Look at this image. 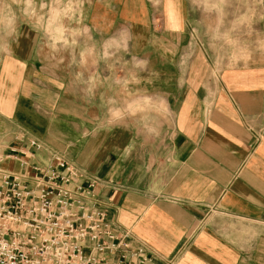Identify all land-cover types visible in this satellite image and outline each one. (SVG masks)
I'll return each mask as SVG.
<instances>
[{"label": "crops", "instance_id": "crops-1", "mask_svg": "<svg viewBox=\"0 0 264 264\" xmlns=\"http://www.w3.org/2000/svg\"><path fill=\"white\" fill-rule=\"evenodd\" d=\"M192 13L189 0H5L1 168L62 156L98 182L113 231L150 264H264V63H213L190 46ZM62 24L69 52L47 47ZM125 55L155 77H117L126 65L109 57Z\"/></svg>", "mask_w": 264, "mask_h": 264}, {"label": "built area", "instance_id": "built-area-1", "mask_svg": "<svg viewBox=\"0 0 264 264\" xmlns=\"http://www.w3.org/2000/svg\"><path fill=\"white\" fill-rule=\"evenodd\" d=\"M31 147L42 151L32 140ZM0 264H150L151 251L117 234L99 184L62 156L45 165L1 168ZM167 264H173L168 262Z\"/></svg>", "mask_w": 264, "mask_h": 264}, {"label": "rangeland", "instance_id": "rangeland-1", "mask_svg": "<svg viewBox=\"0 0 264 264\" xmlns=\"http://www.w3.org/2000/svg\"><path fill=\"white\" fill-rule=\"evenodd\" d=\"M5 0H0V5ZM193 9L194 23L190 28L191 47L204 48L210 54L211 61L218 66L235 67L243 65H259L264 63V7L261 0H189ZM64 10V9H63ZM68 11V10H67ZM63 11L62 16L67 14ZM54 11H52L51 15ZM58 15V13H55ZM53 21V19H52ZM69 25V23H66ZM58 30L63 38L53 39V25L48 27L47 37L52 39L48 43V48H54V44L61 46L69 52L70 42L65 39V25ZM79 27L81 24L78 25ZM79 47L84 45L83 37L79 36ZM52 59V57H49ZM70 58V57H63ZM110 63H123L126 65L125 71H116L117 77L121 74L127 80L149 79L155 77V73L149 71V66L140 57L132 59L131 56H110ZM79 67H83L85 57H76ZM119 60V61H118ZM68 61L65 59L63 63ZM105 63V62H104ZM102 64V63H99ZM135 65V66H133ZM85 72L79 73L85 79ZM101 74V73H100ZM170 73L157 72V77L163 79ZM114 81V80H112ZM113 83V82H111ZM114 84V83H113ZM86 85V83H85ZM85 89L84 87H82ZM110 88H95V91L104 92ZM117 88L111 90V94L117 95ZM101 99V98H100ZM98 107L106 112L109 108H116L117 105L98 104Z\"/></svg>", "mask_w": 264, "mask_h": 264}]
</instances>
